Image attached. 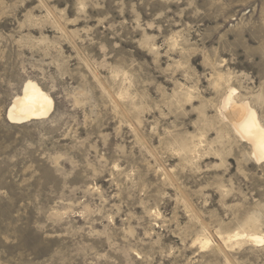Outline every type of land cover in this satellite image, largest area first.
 Returning <instances> with one entry per match:
<instances>
[{
    "label": "rangeland",
    "instance_id": "1",
    "mask_svg": "<svg viewBox=\"0 0 264 264\" xmlns=\"http://www.w3.org/2000/svg\"><path fill=\"white\" fill-rule=\"evenodd\" d=\"M230 88L264 124V0H0V264H264Z\"/></svg>",
    "mask_w": 264,
    "mask_h": 264
},
{
    "label": "bare ground",
    "instance_id": "2",
    "mask_svg": "<svg viewBox=\"0 0 264 264\" xmlns=\"http://www.w3.org/2000/svg\"><path fill=\"white\" fill-rule=\"evenodd\" d=\"M235 90L229 89L220 107L221 121L229 126L233 133L250 148V156L257 164H264V124L261 123L256 111L247 102L235 98ZM53 103L33 81H25L18 95L13 97L5 112V118L11 125H22L31 120H40L51 114ZM252 223V222H251ZM253 224V223H252ZM236 239L258 246L264 242V237L254 232H238L227 238ZM201 243L204 248L208 245L205 240Z\"/></svg>",
    "mask_w": 264,
    "mask_h": 264
}]
</instances>
